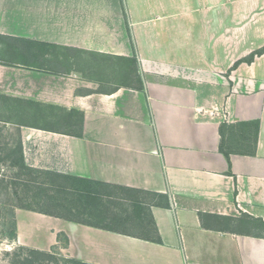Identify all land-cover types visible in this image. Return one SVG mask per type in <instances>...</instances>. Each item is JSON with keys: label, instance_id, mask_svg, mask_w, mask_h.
Here are the masks:
<instances>
[{"label": "crops", "instance_id": "obj_1", "mask_svg": "<svg viewBox=\"0 0 264 264\" xmlns=\"http://www.w3.org/2000/svg\"><path fill=\"white\" fill-rule=\"evenodd\" d=\"M0 35L135 57L142 84L109 90L36 49L0 59V126L34 169L165 197L150 207L161 243L16 208V244L63 237L89 264H264L242 219L264 222V0H0Z\"/></svg>", "mask_w": 264, "mask_h": 264}, {"label": "rangeland", "instance_id": "obj_2", "mask_svg": "<svg viewBox=\"0 0 264 264\" xmlns=\"http://www.w3.org/2000/svg\"><path fill=\"white\" fill-rule=\"evenodd\" d=\"M30 49L39 51L37 56L44 57L41 64L46 68L60 66L73 68L86 78L98 81V90H109L114 85L140 86L143 74L137 61L124 60L111 56L81 50L35 45L0 36V59L4 61H24ZM62 56V58H59ZM59 114L62 122H67L68 113L52 108ZM48 123V121H44ZM56 172L34 169L22 162L16 133L0 126V264H68L71 259L64 250L65 240L60 237L46 256L14 241V210L30 207L45 210L69 218L86 219L96 223H109L113 216L120 214V208L107 207L109 201L126 203L131 198L137 206L145 208L140 202H164L165 197L146 193H127L122 190L98 187L99 193H90L87 186L77 181L57 176ZM140 204V205H139ZM108 208V210H105ZM145 213V214H143ZM134 221L149 224L145 209L131 214ZM111 219V221H110ZM249 223V231L264 234V227L258 221L242 216ZM139 233L145 234L143 230ZM146 235V234H145ZM154 236L153 232L147 233Z\"/></svg>", "mask_w": 264, "mask_h": 264}, {"label": "trees", "instance_id": "obj_3", "mask_svg": "<svg viewBox=\"0 0 264 264\" xmlns=\"http://www.w3.org/2000/svg\"><path fill=\"white\" fill-rule=\"evenodd\" d=\"M2 36V35H0ZM4 38L7 39H14V40H19V41H23V42H30V43H34L35 45H44V46H52V47H56L54 45L45 43V42H37V41H32L29 39H25V38H17V37H9V36H2ZM262 50L251 53L250 55H248L247 57H245L243 59V61L246 62H250L253 57L256 54L261 53ZM116 58H120L118 56H116ZM121 59H125V60H135V57L133 58H122ZM122 86H130V85H126V84H122ZM57 176H61V177H65L66 179H71L74 181H77L78 183L84 184L87 186V191H90V193H99L98 192V187H103L104 189L109 188L112 189L114 191L118 190H122L125 191L127 193H146V194H150V195H155V196H159V194L156 193H152V192H147L144 190H140V189H135V188H130V187H125V186H118L115 184H111V183H106V182H102V181H97V180H92V179H85V178H80V177H75V176H71V175H66V174H61V173H55ZM126 203L123 202H118V201H109L107 204H105L107 207H112L113 209L116 208H120V214H117L115 216H113V220L111 221V224L109 223H96V222H92L86 219H80V218H76V217H64L63 215L60 214H56V213H52L49 211H45V210H35L32 209L30 207H22V208H26V209H30V210H34L43 214H48V215H52V216H57L60 218H64L70 221H75V222H79V223H83V224H87V225H91V226H96V227H100L103 229H107V230H111V231H115V232H119L122 234H127V235H131V236H136L139 238H143L146 240H151L154 242H158L161 243V238L158 234L157 228H156V224L153 220L152 214H151V210L150 207L153 203H149V202H140L141 205H145L144 207L141 206H137L136 204H134L132 202L131 198H126ZM140 205V204H139ZM145 209L147 217L149 219V224L148 225H143L142 223H139L138 221H134V219H132V217H130L131 214H138L139 211L141 209ZM105 210H108V208H105ZM145 214V213H143ZM260 223L263 225L264 227V222L260 221ZM15 224V222H14ZM15 228V225H14ZM139 230H143L145 232V234H140ZM153 232L154 236L150 237L147 235V233ZM14 237H15V231H14ZM32 249V248H31ZM34 251H37L38 253H40L41 255H47L48 253H46L45 251L42 250H37V249H32ZM68 264H89L85 261L82 260H78L75 258H71L68 260L67 262Z\"/></svg>", "mask_w": 264, "mask_h": 264}]
</instances>
